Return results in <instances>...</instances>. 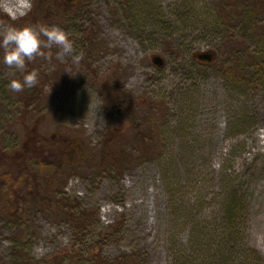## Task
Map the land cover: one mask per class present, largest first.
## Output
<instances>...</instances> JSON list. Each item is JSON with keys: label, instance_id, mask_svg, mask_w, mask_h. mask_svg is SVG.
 <instances>
[{"label": "rangeland", "instance_id": "1", "mask_svg": "<svg viewBox=\"0 0 264 264\" xmlns=\"http://www.w3.org/2000/svg\"><path fill=\"white\" fill-rule=\"evenodd\" d=\"M23 1L12 20L0 0V32L58 26L83 54L77 63L43 47L25 69L39 83L14 92L10 80L24 73L0 49V144L17 156L20 122L40 118L38 137L80 145L40 180L88 225L27 196L18 230L33 261L64 249L70 255L45 264H95L97 251L132 264H264V86L233 75L238 64L250 78L264 19L258 32L243 22L229 31L237 11L221 12L220 0H79L34 20L35 0ZM215 17L224 22L215 27ZM14 220L0 209V264H26Z\"/></svg>", "mask_w": 264, "mask_h": 264}, {"label": "trees", "instance_id": "2", "mask_svg": "<svg viewBox=\"0 0 264 264\" xmlns=\"http://www.w3.org/2000/svg\"><path fill=\"white\" fill-rule=\"evenodd\" d=\"M32 4L33 7L30 14L33 16L34 20H36L41 13L44 14L45 18H47L61 9L63 11L74 9L80 4V2L79 0H35ZM229 8L231 10L236 9L237 12L235 16L225 19V22L222 17H220L221 20L215 17L212 25L217 27L219 24L221 25V23L224 22V24H227L228 26L227 30L230 31V29L233 30L234 26L232 25L235 24V22H243L246 25V29L258 32L259 21L264 19V0H220L219 10L221 12H226ZM236 36L237 35L233 34L231 37L236 38ZM236 39L242 41L244 40V35H239ZM251 60V70H249L251 74L250 78H246V71L248 69H246L245 66L238 64L234 65L235 68L233 70V75H236V77L239 75L237 80L244 85L256 84L259 82L262 86H264V72H262L261 69V65L264 60V49L252 54ZM25 103L24 105L27 107L28 104ZM25 112L24 114L26 115L27 112ZM25 121V118H23L22 122H20V125H22L25 129V132L23 134V138L21 139V146H19L20 150L14 152L17 156L10 155L9 150H7L8 148L3 147V145L0 144L1 212L6 213L9 217L15 219L14 221L17 223L15 227L18 230L20 227L19 220H22L25 214L24 201L28 196L31 197L37 204L54 207L62 210L63 212L65 211L64 209H66L64 214L69 216L71 220L77 221V225L80 230L86 229L88 225L86 213L81 212L78 216L72 215L73 212L68 210L70 205L65 202L64 198L50 196L47 192L45 193L42 191V183L40 180V176H42L48 179V181H51L50 175L47 176L46 173H43L47 172V166L56 161L61 162L66 156L74 155L76 149H78L80 145L76 146V141L65 145L64 141L60 139L53 137L43 139L38 137L36 135L35 125L41 121L40 118H35L34 126L32 128L25 125ZM16 144L18 146V142ZM103 155L105 156L106 154L104 153ZM110 157L112 159L114 158L112 155ZM41 169L44 171H41ZM16 235V244L20 242V244H18V251L20 252L18 256L20 259H23L26 264H45L46 261L51 262L53 259L59 260L71 253L63 249L61 252L55 254V256H52V258L43 260L42 262L33 261L29 255V250L24 246V244H21L22 231L18 230ZM100 254L101 253L98 251L94 253L96 256L95 264H132L133 260H135L129 256H123L121 257V260H101L102 256ZM181 261L182 260H180L179 264L185 262V260Z\"/></svg>", "mask_w": 264, "mask_h": 264}, {"label": "clouds", "instance_id": "3", "mask_svg": "<svg viewBox=\"0 0 264 264\" xmlns=\"http://www.w3.org/2000/svg\"><path fill=\"white\" fill-rule=\"evenodd\" d=\"M30 11V7L28 9ZM24 15L27 12L22 13ZM12 20L18 17L15 13L10 14ZM42 37H46L47 44ZM57 46L59 55L70 56L74 62H79L83 58L82 53H78L75 43L69 32L58 26L47 25H11L3 32H0V49L3 50V63L23 74L22 79L10 80L8 87L14 92H21L25 88H32L39 83V72L36 70L25 71L28 62L36 57L45 56L43 47ZM51 91V89H50ZM50 93V92H49Z\"/></svg>", "mask_w": 264, "mask_h": 264}, {"label": "bare ground", "instance_id": "4", "mask_svg": "<svg viewBox=\"0 0 264 264\" xmlns=\"http://www.w3.org/2000/svg\"><path fill=\"white\" fill-rule=\"evenodd\" d=\"M3 5L5 11L11 13H18L19 10H24L27 7L23 0H3Z\"/></svg>", "mask_w": 264, "mask_h": 264}, {"label": "water", "instance_id": "5", "mask_svg": "<svg viewBox=\"0 0 264 264\" xmlns=\"http://www.w3.org/2000/svg\"><path fill=\"white\" fill-rule=\"evenodd\" d=\"M199 58L210 60L211 59V54L210 53H203V54L199 55ZM153 60L158 65H161V63H162V61H161L159 56H155Z\"/></svg>", "mask_w": 264, "mask_h": 264}]
</instances>
